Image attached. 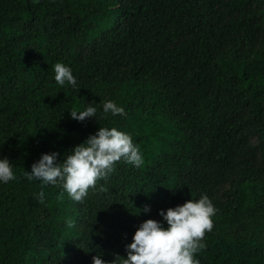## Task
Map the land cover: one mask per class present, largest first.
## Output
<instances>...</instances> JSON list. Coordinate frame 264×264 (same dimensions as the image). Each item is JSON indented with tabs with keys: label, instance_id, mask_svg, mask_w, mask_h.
Masks as SVG:
<instances>
[{
	"label": "trees",
	"instance_id": "obj_1",
	"mask_svg": "<svg viewBox=\"0 0 264 264\" xmlns=\"http://www.w3.org/2000/svg\"><path fill=\"white\" fill-rule=\"evenodd\" d=\"M57 62L75 87L56 83ZM108 100L126 115L105 119ZM89 103L95 117L71 118ZM99 127L130 134L143 165L122 159L82 203L25 178ZM5 157L17 179L0 182V264L126 258L141 223L167 227L161 210L202 195L216 212L200 264H264V0H0Z\"/></svg>",
	"mask_w": 264,
	"mask_h": 264
},
{
	"label": "clouds",
	"instance_id": "obj_2",
	"mask_svg": "<svg viewBox=\"0 0 264 264\" xmlns=\"http://www.w3.org/2000/svg\"><path fill=\"white\" fill-rule=\"evenodd\" d=\"M55 81L64 86L65 83L76 86L77 82L70 67L61 62L53 65ZM103 116L126 115L125 109L112 100L103 103ZM97 108L88 104L85 110L75 108L70 112L72 119L85 121L96 116ZM58 153L43 154L34 163L31 173L25 171L28 181L40 180L44 184H60L63 191L57 196L61 201L66 192L77 203H82L89 189L95 188L97 182L107 179L114 172L115 165L123 159L127 164L139 168L144 160L139 147L134 144L130 134L115 127H99L95 134L75 146L63 162H57ZM17 179L13 165L8 158L0 159V182L8 183ZM105 189L101 188V191ZM44 192L39 193V202L44 203ZM150 209L146 206L143 211ZM216 209L207 195L198 200H187L184 204L167 211L161 210L167 227L159 221L148 219L139 225L132 242L126 245L127 257L114 255L111 261L102 259V255L92 258V264H200L195 254L205 249V234L213 229L212 217ZM68 227L74 221H67Z\"/></svg>",
	"mask_w": 264,
	"mask_h": 264
},
{
	"label": "rangeland",
	"instance_id": "obj_3",
	"mask_svg": "<svg viewBox=\"0 0 264 264\" xmlns=\"http://www.w3.org/2000/svg\"><path fill=\"white\" fill-rule=\"evenodd\" d=\"M249 124L247 123L246 124V133H247V136L248 137H250L251 135H250V133H249ZM247 146L248 145H245V149H247ZM227 186V184H222V185H220V186H217L216 188H215V191H214V193H213V197H218L219 195H220V193L223 191V189L225 188Z\"/></svg>",
	"mask_w": 264,
	"mask_h": 264
}]
</instances>
